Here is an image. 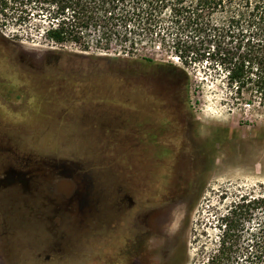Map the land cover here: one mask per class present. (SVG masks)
<instances>
[{
	"label": "rangeland",
	"instance_id": "374dc122",
	"mask_svg": "<svg viewBox=\"0 0 264 264\" xmlns=\"http://www.w3.org/2000/svg\"><path fill=\"white\" fill-rule=\"evenodd\" d=\"M39 22L0 26V81L16 86L10 101L0 100V124L11 144H25L28 173L37 176L27 191L40 193L28 208L41 212V223L28 215L25 234L16 235L21 242L41 229L34 247L10 246L0 225V264H149L132 245L130 210L117 221L119 189L129 193L144 173L172 205V251L150 264H202L229 203L264 192V106L245 103L248 93L234 98L220 71L201 60L185 66L157 38L132 52L94 38L60 43ZM144 100L166 105L154 121L180 132L170 135L178 149L149 131L138 109Z\"/></svg>",
	"mask_w": 264,
	"mask_h": 264
},
{
	"label": "trees",
	"instance_id": "16d2710c",
	"mask_svg": "<svg viewBox=\"0 0 264 264\" xmlns=\"http://www.w3.org/2000/svg\"><path fill=\"white\" fill-rule=\"evenodd\" d=\"M12 20H35L36 28L45 20L44 35L56 42L87 45L94 38L127 52L157 38L185 66L201 60L220 71L234 98L248 93L245 103L264 106V0H0V26ZM217 227L216 246L202 264H264V192L234 198Z\"/></svg>",
	"mask_w": 264,
	"mask_h": 264
},
{
	"label": "flooded vegetation",
	"instance_id": "af4514ba",
	"mask_svg": "<svg viewBox=\"0 0 264 264\" xmlns=\"http://www.w3.org/2000/svg\"><path fill=\"white\" fill-rule=\"evenodd\" d=\"M10 86L5 81H0V87L5 89H2L1 101H10L9 93L16 90V86L14 88ZM153 101L144 100V105L141 102L142 104L140 103L141 106H138V109L140 113L145 114L146 118L151 120L148 122L149 131L151 133L156 130L157 132L160 131V134L164 136V142L168 144V149L170 151L171 149L176 150L178 149L177 145L170 141V135L176 136L180 132L166 127L165 120L161 124L155 123L156 109L161 111L166 105H162L159 100L157 102ZM5 131H7L6 127L0 124V225L6 232V242L10 246H16L23 241L22 244L27 243L30 247H34L37 237L41 235V229L37 230L35 228V236L33 238H23L24 240L21 242V238L16 237V235L21 234L20 232L23 235L25 234L28 215L34 218L35 225L39 221L41 223L40 208H28V197L37 198L40 193L38 191H27L26 186L28 179L36 181L37 176L28 173L25 144H19V148H17V145L10 143V136ZM20 147H23V152H21ZM14 150H18V153H14ZM61 172H64V170ZM165 191H159L155 182L151 181L150 176L146 173L134 179L129 193L123 189L118 191L120 198L117 210L118 224L123 223L129 209L132 225V245L137 252L144 253L149 257V264L158 252L165 258L172 251L170 243L172 205L166 199ZM36 256L41 259L42 254L36 252ZM180 256L181 254L179 255L178 252H173V262L179 261Z\"/></svg>",
	"mask_w": 264,
	"mask_h": 264
}]
</instances>
